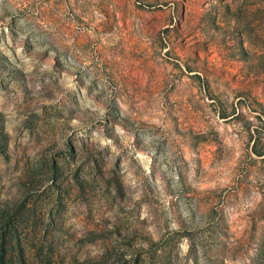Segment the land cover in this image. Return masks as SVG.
Instances as JSON below:
<instances>
[{
	"label": "rangeland",
	"instance_id": "374dc122",
	"mask_svg": "<svg viewBox=\"0 0 264 264\" xmlns=\"http://www.w3.org/2000/svg\"><path fill=\"white\" fill-rule=\"evenodd\" d=\"M0 264H264V0H0Z\"/></svg>",
	"mask_w": 264,
	"mask_h": 264
}]
</instances>
